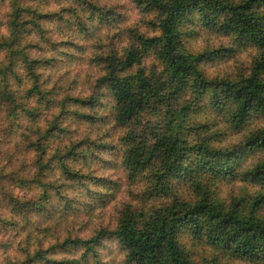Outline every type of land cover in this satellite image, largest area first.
Returning a JSON list of instances; mask_svg holds the SVG:
<instances>
[{
	"label": "trees",
	"instance_id": "16d2710c",
	"mask_svg": "<svg viewBox=\"0 0 264 264\" xmlns=\"http://www.w3.org/2000/svg\"><path fill=\"white\" fill-rule=\"evenodd\" d=\"M129 4L141 26L118 32V0H0V264H107L106 241L122 264H264V0ZM197 29L229 44L195 53ZM101 163L143 189L78 235L77 206L118 185Z\"/></svg>",
	"mask_w": 264,
	"mask_h": 264
},
{
	"label": "rangeland",
	"instance_id": "374dc122",
	"mask_svg": "<svg viewBox=\"0 0 264 264\" xmlns=\"http://www.w3.org/2000/svg\"><path fill=\"white\" fill-rule=\"evenodd\" d=\"M118 2L122 7L121 10H118V14L122 17L114 24L119 30L118 32L125 31L126 29L140 23V13L133 11L129 4V0H118ZM122 18H124V20H122ZM141 23L138 28H140ZM197 31L198 35L196 37L193 39L187 38L186 40L188 49L195 53H204L206 50L220 51L229 44V42L224 38L211 35L210 33L199 29H197ZM254 55L255 51L252 49L237 51L231 58L225 60H222V58L220 60L207 63L205 66V72L209 78L221 79L228 76L236 77L239 72L249 64ZM82 77L83 76L78 77L79 84H82ZM192 120L199 123H211L212 121L209 115H204L203 113L194 115ZM252 127L253 124L247 126V129L250 130ZM223 131L224 139L222 144L224 145H234L240 143L243 135L245 134L244 132L230 131L224 127ZM110 161L112 160L110 159ZM105 168L107 167L103 163L98 165L99 176L105 177L108 181L116 182L118 185L108 191V196L104 199V202H100L99 200L93 201L91 199L86 201V199L79 197L81 200L90 204V206H77L80 213L78 223L79 225L83 224L82 229H75L78 235H90L91 233H95L105 227L114 228L121 208L125 204L130 203L132 199L143 189L141 184L129 185L125 179L124 172L118 167L117 169L110 168L108 170H105ZM241 188L244 187L238 183L231 185H219L217 192L220 196L228 197L230 194L238 195ZM92 190H97V188L92 187ZM184 195L190 198L194 197L193 191L190 189H184ZM105 247L109 248L105 249L103 253L102 259L104 262L107 264H122L123 257L118 253L114 243L106 241Z\"/></svg>",
	"mask_w": 264,
	"mask_h": 264
}]
</instances>
